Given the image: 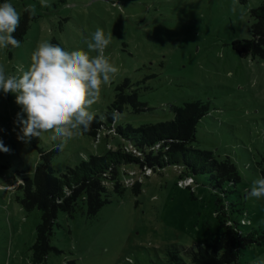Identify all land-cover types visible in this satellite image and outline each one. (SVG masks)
<instances>
[{"label": "rangeland", "instance_id": "rangeland-1", "mask_svg": "<svg viewBox=\"0 0 264 264\" xmlns=\"http://www.w3.org/2000/svg\"><path fill=\"white\" fill-rule=\"evenodd\" d=\"M263 2L36 0L33 5L39 17L32 20L21 46L0 49V65L6 74H15L17 64L27 70L42 41L68 51H88L97 28L106 35L112 33L106 55L120 71L92 106L95 115L107 120L117 88L126 79L132 84L126 92L136 90L150 109L135 111L125 105L117 127L168 121L174 118L173 106L206 102L209 112L198 123L192 145L230 159L241 181L236 187L223 184L233 190L226 198L213 187L210 177H185L179 165L156 170L123 165L118 172L123 193L109 182V202L92 216L82 199L71 215L59 210L52 229V250L43 262L34 263L33 245L42 210L24 207L20 187L25 178L33 177L41 151L57 149V142L47 133L29 143L18 140L16 118L21 108L15 95L0 92V140L9 149L0 152V264H127L126 257L134 264H170L169 252L175 247L191 264L183 249L203 245L220 234L224 215L230 213L229 201L239 203L234 209L243 207L250 214L252 226L242 227L243 231L264 229V198L247 199L253 181L262 177L264 169V58L240 57L231 45L236 39L251 38L256 22L252 10ZM13 3L20 8L18 0ZM114 136L108 131L95 138L84 133L68 141L52 157L55 173L60 176L67 167L104 152L105 146L116 149L122 142ZM137 184L140 189L135 192ZM252 249L257 257L247 254L245 264L264 259V245Z\"/></svg>", "mask_w": 264, "mask_h": 264}, {"label": "trees", "instance_id": "trees-1", "mask_svg": "<svg viewBox=\"0 0 264 264\" xmlns=\"http://www.w3.org/2000/svg\"><path fill=\"white\" fill-rule=\"evenodd\" d=\"M14 1L8 0L21 17L20 26L14 35L23 41L32 20L39 17L33 5L36 0H18L20 8ZM4 2L5 0H0V3ZM29 5L34 6V13L25 10ZM252 15L256 22L251 27V38L236 39L231 45L240 57L252 54L264 58V2L252 10ZM131 86L129 79L119 85L115 101L106 114L107 120L103 121L96 115L90 130L85 132L93 138L99 132H114V139H120L122 144H116V149L105 146L104 152L92 154L76 166L67 167L60 176L51 165L57 149L49 152L42 150L41 162L37 164L33 177L24 179L20 187L23 191L22 204L26 209L39 207L42 210V222L37 228L33 245L34 263L43 262L52 250V229L59 210L71 215L82 199L88 206V214L92 216L109 202V182L113 184L116 192L123 193L125 187L118 179L119 168L123 165L137 164L143 170L179 165L184 169L180 173L185 177L189 176L194 180L196 175L210 177L215 182L213 187L226 198L233 190H226L223 184L230 183L236 187L241 181L238 169L230 159H220L215 152L192 145L196 140L198 123L209 112V104L206 102L197 100L186 102L183 106H173L174 118L168 121L143 124L139 127L130 124L124 127L115 126L112 113L121 112L125 105H131L135 111L150 109L145 102L139 100L136 90L126 92ZM133 189L138 192L139 184L134 185ZM234 191L237 192V189ZM237 193L241 197V193ZM228 204L230 213L224 215L220 234L203 245L183 249L191 264H245L244 258L247 254H252L253 259L257 257L252 248L255 245H264V229L243 231L242 227L252 226L248 210L243 207L234 209L239 204L236 201H229ZM235 212L238 215L232 218ZM178 252L177 247L174 252H169L170 264H187Z\"/></svg>", "mask_w": 264, "mask_h": 264}, {"label": "clouds", "instance_id": "clouds-1", "mask_svg": "<svg viewBox=\"0 0 264 264\" xmlns=\"http://www.w3.org/2000/svg\"><path fill=\"white\" fill-rule=\"evenodd\" d=\"M25 10L35 11L32 5ZM232 11H236L235 6ZM20 20V14L8 0L0 3V49L21 46L14 35ZM113 39L112 33L106 35L97 28L87 44L88 51H68L42 41L33 51L27 70L23 64H17L15 74H6L5 67L0 65V92L15 95L21 108L16 118L20 127L18 140L29 143L47 133L57 142L56 148L62 150L68 141L90 130L96 119L92 106L100 101L102 90L111 85L120 71L106 55ZM92 52L96 55H90ZM120 118L121 114L113 111V122ZM8 151L0 140V152ZM253 198H264V176L253 181L247 199ZM126 261L134 264L131 257H126ZM258 264H264V259H258Z\"/></svg>", "mask_w": 264, "mask_h": 264}, {"label": "built area", "instance_id": "built-area-1", "mask_svg": "<svg viewBox=\"0 0 264 264\" xmlns=\"http://www.w3.org/2000/svg\"><path fill=\"white\" fill-rule=\"evenodd\" d=\"M182 181H183V182H185V181H186V179H184V180H182ZM182 181H181V182H182ZM188 182H189V181H187V182H185V183H186V184H189Z\"/></svg>", "mask_w": 264, "mask_h": 264}]
</instances>
